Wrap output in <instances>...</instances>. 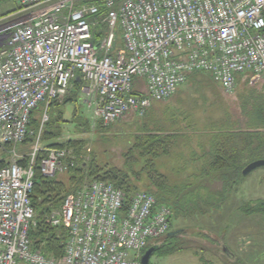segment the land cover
I'll list each match as a JSON object with an SVG mask.
<instances>
[{
    "label": "built area",
    "instance_id": "built-area-1",
    "mask_svg": "<svg viewBox=\"0 0 264 264\" xmlns=\"http://www.w3.org/2000/svg\"><path fill=\"white\" fill-rule=\"evenodd\" d=\"M17 2L12 19L0 21V152L12 146L0 167V264H141L144 250L169 233L171 209L147 191L127 199L103 180L67 196L48 220L69 231L64 256L33 250L41 131L33 153L20 154L17 146L34 111L65 97L75 80L96 98L90 106L103 127L128 114L144 117L195 72L209 74L230 95L240 75L264 80V0ZM75 165L66 150L53 148L40 171L54 177Z\"/></svg>",
    "mask_w": 264,
    "mask_h": 264
},
{
    "label": "rangeland",
    "instance_id": "rangeland-1",
    "mask_svg": "<svg viewBox=\"0 0 264 264\" xmlns=\"http://www.w3.org/2000/svg\"><path fill=\"white\" fill-rule=\"evenodd\" d=\"M16 12L18 2L0 0V21H10ZM117 33L121 43L122 33L120 30ZM253 86L255 87L250 86L248 79L241 83V89L237 93L235 90L230 95L225 93L209 74L195 72L172 99L174 104L154 102L144 117L125 116L108 127H102L94 118V108L90 105L96 98L89 96L86 91L83 92V89L79 94L71 92L72 87L65 97L54 103L49 112L51 121L55 119L58 123L48 129V132L57 137L47 143L66 145L67 147L62 149L68 152L69 158L75 164L79 160L90 163L94 158L100 169L125 170L130 177L132 189L162 194V191L151 185L145 171L146 161L140 160L138 156L140 151L131 150L136 138L143 133L157 132L164 136L173 135L174 143L179 145L187 144L189 140H203L204 143L210 137L206 138L203 129L212 128V125L244 127L248 120L247 115L244 116L245 113L251 111L261 99L264 101V85L260 83L257 87L255 83ZM69 96L77 103L63 104ZM40 116V113L36 114L37 119ZM87 119L91 122L90 127L86 124ZM187 129L192 132L188 133ZM194 132L199 135L195 133L190 138L187 136ZM256 135L258 139L255 140L263 149L264 131H257ZM73 142L81 143L84 151L82 159H79L75 148L68 147ZM35 147L36 143L33 142L21 143L17 146V152L23 155L31 154ZM191 158L192 156L187 158L185 154L178 158L175 154L171 157L160 156L155 161L156 170L166 177L169 183L166 198L172 210V230L185 229L191 239L187 240L190 238L188 235L179 236L185 247L181 251L168 254L157 253L151 258V264H264V215L245 212V208L252 202L264 201V167L252 171L247 176L242 174L229 189L226 188V195L219 200L224 199L223 205L198 207L188 205L192 203L189 200L181 201L178 205L179 199L190 192L193 195L192 193H204L206 190L221 192L223 189V184L212 182L210 178L203 177L201 172H197L193 178L187 177V172L180 167L188 163L193 165L188 162ZM202 165L203 163L199 162L198 167ZM68 172L58 173V177L66 181ZM90 182L85 180L83 189L92 183ZM164 239L158 241L157 246H162ZM224 247L229 251L224 252Z\"/></svg>",
    "mask_w": 264,
    "mask_h": 264
},
{
    "label": "trees",
    "instance_id": "trees-1",
    "mask_svg": "<svg viewBox=\"0 0 264 264\" xmlns=\"http://www.w3.org/2000/svg\"><path fill=\"white\" fill-rule=\"evenodd\" d=\"M16 1V0H15ZM98 38V34H96ZM85 83L80 80H75L73 82V90L76 94L84 87ZM262 100V99H261ZM260 100V103L255 104L258 107V111L251 115L253 119L250 126L258 127L262 123L264 126V101ZM57 101V100H56ZM53 101L47 104L40 105L32 114L30 124H29V134L24 143L33 142L36 143L38 139V134L41 131L39 143L44 145L41 147V151L36 156L35 161V178H34V188L31 194L32 206L34 209V222L35 226L31 228L30 237L32 241V249L41 251L47 258L60 259L65 254V248L69 239V231L64 226H52L48 223L51 215L55 212L61 210V207L67 196L71 194H76L83 189L85 180L86 181H96L103 180L110 182L115 185L118 189L122 190L127 199H130L132 195L139 192V190L132 189L130 184V177L125 170H119L117 168L109 169H100L96 160L93 158L90 163L86 161H78L73 169H71L67 175L68 178L66 181L58 177L57 174L54 177H45L40 171L41 161L47 157L48 150L53 148L62 149L67 147L66 145H55L49 144L50 140L57 137L53 133L48 132V129L51 125L58 123L57 120L51 121V112L52 107L54 106ZM77 103L72 97H67L63 104L66 103ZM40 113L41 116L37 119L36 114ZM47 114L48 120L43 124V116ZM129 117H135L133 114H128ZM257 122V123H255ZM86 124L91 126L89 119L86 120ZM102 126V124H101ZM103 127V126H102ZM101 127V128H102ZM232 127L225 128L222 132L215 134L213 143L211 146V156L212 160L207 164L208 166L203 170V175L210 178L212 182L218 181V184H223V189L221 192L216 191H207L192 193L184 195L182 200L181 198L178 201V205L181 204V201H192L188 205H223V200L219 201L221 198L226 195V188L229 189L231 184L235 183L241 176L243 170L249 164L243 165V156L240 154L244 150L248 149L245 147L251 145L255 139H258V135L255 136V132H247L240 130H232ZM227 129V131H226ZM253 129V128H252ZM256 129L255 131H258ZM174 136L166 134V136L157 133V132H147L136 138L135 144L132 151L139 150L138 154L140 160L146 161L145 171L148 173L149 180L151 185L162 191L160 193H154L147 191L153 194L159 206L169 207L170 203L167 196V190L169 187L168 179L163 175L159 174L155 167V161L160 156H168L170 154L171 146L174 144ZM50 143V142H49ZM76 149V154L79 155V159H82L83 150L80 142H73L68 145ZM6 151L12 149L11 145L5 146ZM7 152H0V167L7 165L9 161V154ZM264 159V153L260 155L257 159H252L251 162L256 160ZM136 161L132 159V161ZM28 158H25L21 163L26 165L28 163ZM213 173H220V176L213 177ZM90 182V183H91ZM177 196V195H176ZM192 199V200H191ZM216 202V203H215ZM215 203V204H214ZM245 212L248 214H263L264 215V201H255L252 202L250 206L245 208ZM172 227V226H171ZM186 232V231H185ZM165 238V239H164ZM161 239H164L162 246H157V242ZM184 240V239H183ZM167 243V244H166ZM156 244V245H155ZM166 244V245H165ZM182 240L179 237H167V235L162 238L152 242L143 252V254L151 247H159L156 251L160 254H168L170 252L181 251L185 246Z\"/></svg>",
    "mask_w": 264,
    "mask_h": 264
},
{
    "label": "crops",
    "instance_id": "crops-1",
    "mask_svg": "<svg viewBox=\"0 0 264 264\" xmlns=\"http://www.w3.org/2000/svg\"><path fill=\"white\" fill-rule=\"evenodd\" d=\"M189 77H190V75H189ZM189 77H188V79H189ZM248 79L250 81V86L251 87H255V86H253V85H255V83L253 84V82L251 81V75L250 74H243V75L238 76V78H237V83H236V87H235L236 93H237V91L239 89H241L239 87V86H241V83L244 82V81H246V80H248ZM260 83H262V85H264V80H261L259 82H256V86L258 84H260ZM257 87H259V86H257ZM179 89L176 92V94L173 95L168 101L162 102V103H168V102H170V104H174V101L172 99L174 98V96H177V94L179 92ZM250 110L251 111L245 113V115H244V116L247 115V119L248 120H249V118H251L250 116L251 115H254V113L256 111H258L259 109H258V107L255 106V107H252ZM242 111H243V109H242ZM243 113H244V111H243ZM248 120L246 122L247 124L244 127L239 128L237 126L232 125L231 126L232 127L231 129L232 130H240V131L253 132V133L254 132H257V131H255L256 129H259L258 131H264V126H262L263 125L262 123L257 128L256 127H253V126L251 127L250 124L251 125L253 124L252 123L253 119L251 118V120H249V121ZM255 123H257V122H255ZM225 128H230V126L228 125V126H224V127L223 126L222 127H217V126H213L212 125V128L203 129V131L206 133V138L207 137H210L209 140L208 141H205L204 143L202 142L203 140H201V141H192V140H189L187 142V144H183V145H179L178 143L177 144L174 143L171 146L170 154L168 156L171 157V156H173L175 154H176V156L178 158L180 157V155H183V154H185V156L187 158L189 156H192L191 159H188V162H191L193 165H191L190 163H188L186 166L180 167V169H182L184 172H187V175L186 176L187 177H190V178H193V176L197 175V172H201V175L203 177H206V176L203 175V170L208 166L207 164L212 160V156H211V153L210 152H211V146H212V143H213V139H214L216 133L222 132V130H224ZM187 131H188V133L192 132L191 129H187ZM226 131H227V129H226ZM224 132H225V130H224ZM195 133H196V135H199V133L194 132L192 135L191 134H188L187 136L190 138ZM256 141L257 140H255L251 145H247L245 147V149L248 148V147L249 148L246 149V150H244V152H241L240 153L243 156V165L244 164L246 165V164L252 163L251 160L252 159L254 160V157H255V159H257L260 155H262V152L264 151V147L262 149V146L261 145L259 146ZM179 150H181V151H179ZM199 162L203 163V165L198 167ZM211 176L218 177V176H220V173H213ZM181 236H183V234ZM189 237H190V234H189ZM208 243H210V242H208ZM239 243H240V241H238V248H240V244ZM244 243H245V241H244Z\"/></svg>",
    "mask_w": 264,
    "mask_h": 264
},
{
    "label": "water",
    "instance_id": "water-1",
    "mask_svg": "<svg viewBox=\"0 0 264 264\" xmlns=\"http://www.w3.org/2000/svg\"><path fill=\"white\" fill-rule=\"evenodd\" d=\"M264 167V159L261 160H256L252 163H250L249 165L246 166V168L243 170L242 174L244 176H247L248 174H250L252 171ZM185 231L182 230H178V231H172L171 233H169L167 235V237H177V236H181ZM159 247L154 246L149 248L141 257L140 262L141 264H151V258L154 256V254L156 253V251L158 250ZM224 252H228L229 249L227 248H223ZM232 258V257H231Z\"/></svg>",
    "mask_w": 264,
    "mask_h": 264
},
{
    "label": "flooded vegetation",
    "instance_id": "flooded-vegetation-1",
    "mask_svg": "<svg viewBox=\"0 0 264 264\" xmlns=\"http://www.w3.org/2000/svg\"><path fill=\"white\" fill-rule=\"evenodd\" d=\"M186 235H188V237H189V233H186V232H185V233L183 234V236H186ZM190 239H191V237H190V238H187V240H190Z\"/></svg>",
    "mask_w": 264,
    "mask_h": 264
}]
</instances>
